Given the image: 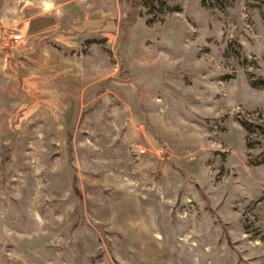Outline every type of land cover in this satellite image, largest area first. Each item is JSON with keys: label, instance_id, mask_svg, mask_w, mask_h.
<instances>
[{"label": "rangeland", "instance_id": "obj_1", "mask_svg": "<svg viewBox=\"0 0 264 264\" xmlns=\"http://www.w3.org/2000/svg\"><path fill=\"white\" fill-rule=\"evenodd\" d=\"M153 1L0 0V264H264L263 9Z\"/></svg>", "mask_w": 264, "mask_h": 264}, {"label": "trees", "instance_id": "obj_2", "mask_svg": "<svg viewBox=\"0 0 264 264\" xmlns=\"http://www.w3.org/2000/svg\"><path fill=\"white\" fill-rule=\"evenodd\" d=\"M255 1L257 2L258 7L263 9L262 15L264 18V0H255ZM153 4L154 6L159 5L161 8H164L167 12H171V11L179 12L181 10L180 7H171L165 0H154ZM202 5L208 9H219L224 13H227L231 5V2L230 0H202ZM258 83H259L258 86L264 87V78L259 79ZM237 120L247 132H255L256 130H259L260 132L264 133V124L254 122L246 114L239 113L237 115ZM256 143H260V141L259 140L250 141L249 139V142H247V146L248 148H253ZM251 163L254 165L264 164V150L257 156L253 157L251 159Z\"/></svg>", "mask_w": 264, "mask_h": 264}, {"label": "built area", "instance_id": "obj_3", "mask_svg": "<svg viewBox=\"0 0 264 264\" xmlns=\"http://www.w3.org/2000/svg\"><path fill=\"white\" fill-rule=\"evenodd\" d=\"M13 38L16 40V41H25L26 39V35L24 32H20L18 34H13Z\"/></svg>", "mask_w": 264, "mask_h": 264}, {"label": "bare ground", "instance_id": "obj_4", "mask_svg": "<svg viewBox=\"0 0 264 264\" xmlns=\"http://www.w3.org/2000/svg\"><path fill=\"white\" fill-rule=\"evenodd\" d=\"M45 4H46V3H45ZM49 5H50V4H49ZM49 5H48V6H49ZM45 6H46V5H45Z\"/></svg>", "mask_w": 264, "mask_h": 264}, {"label": "crops", "instance_id": "obj_5", "mask_svg": "<svg viewBox=\"0 0 264 264\" xmlns=\"http://www.w3.org/2000/svg\"><path fill=\"white\" fill-rule=\"evenodd\" d=\"M45 5V4H44Z\"/></svg>", "mask_w": 264, "mask_h": 264}]
</instances>
